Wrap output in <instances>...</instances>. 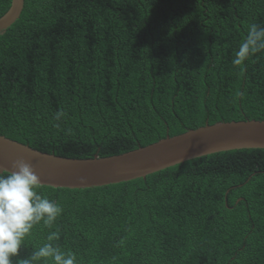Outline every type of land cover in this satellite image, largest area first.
<instances>
[{
    "label": "trees",
    "instance_id": "obj_1",
    "mask_svg": "<svg viewBox=\"0 0 264 264\" xmlns=\"http://www.w3.org/2000/svg\"><path fill=\"white\" fill-rule=\"evenodd\" d=\"M10 5L0 0V18ZM252 24L264 28V0H25L0 37V135L90 159L206 123L264 121V50L242 73L232 64ZM35 191L62 212L34 226L12 264L51 233L75 264H264V149Z\"/></svg>",
    "mask_w": 264,
    "mask_h": 264
},
{
    "label": "water",
    "instance_id": "obj_2",
    "mask_svg": "<svg viewBox=\"0 0 264 264\" xmlns=\"http://www.w3.org/2000/svg\"><path fill=\"white\" fill-rule=\"evenodd\" d=\"M24 4L25 0H11L9 10L0 18V37L20 18ZM244 149H264V121L206 123L136 150L110 157L95 155L90 159L44 153L0 135V174L12 171V163L22 159L32 165L40 186L95 189L145 179L208 155Z\"/></svg>",
    "mask_w": 264,
    "mask_h": 264
},
{
    "label": "clouds",
    "instance_id": "obj_3",
    "mask_svg": "<svg viewBox=\"0 0 264 264\" xmlns=\"http://www.w3.org/2000/svg\"><path fill=\"white\" fill-rule=\"evenodd\" d=\"M264 50V28L250 25L247 35L239 46L232 61L234 67H241L250 56ZM63 113L57 114V119ZM12 171L0 175V264H12L19 255L22 242L30 235L34 226L43 222L50 228L61 214L62 209L35 191L40 179L31 164L22 159L12 163ZM49 243L35 250L30 259L18 264H32L33 261H51L52 264H75L73 253L62 252L51 241L58 240V233L48 236Z\"/></svg>",
    "mask_w": 264,
    "mask_h": 264
}]
</instances>
